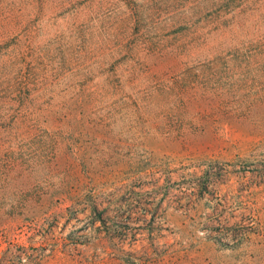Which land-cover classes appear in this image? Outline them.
<instances>
[{"label": "rangeland", "instance_id": "374dc122", "mask_svg": "<svg viewBox=\"0 0 264 264\" xmlns=\"http://www.w3.org/2000/svg\"><path fill=\"white\" fill-rule=\"evenodd\" d=\"M0 264H264V0H0Z\"/></svg>", "mask_w": 264, "mask_h": 264}]
</instances>
